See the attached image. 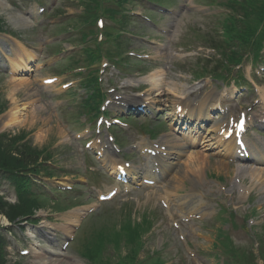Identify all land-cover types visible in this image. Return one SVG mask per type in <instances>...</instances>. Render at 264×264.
<instances>
[{"label": "rangeland", "instance_id": "1", "mask_svg": "<svg viewBox=\"0 0 264 264\" xmlns=\"http://www.w3.org/2000/svg\"><path fill=\"white\" fill-rule=\"evenodd\" d=\"M6 1L8 11L1 13L0 17L5 22L6 29L15 32L22 39L20 41L10 36H0V62L6 63L9 67V72L0 74V97L5 103L4 106L8 105L5 115L15 105L22 107L29 103L31 107L27 109V119L23 124L15 123L6 129L0 126V140L10 146L12 139L29 135L26 141H29L30 148L44 153L48 150L53 155L51 168L59 170L53 179L44 178L45 187L54 189L63 186L75 187L72 192L63 193L64 195L58 197L62 201L59 204L64 206L88 202L84 207L76 206L71 211L61 214L55 213V210L50 211L53 204L48 206L50 210L38 213V223L34 225L41 229L42 237L53 241L51 242L54 244L53 247L48 245L46 238H38L39 242L41 241L39 249L33 250L32 244H27L29 226H24L26 229L24 234L19 228H9L13 234L11 237L9 233V246L6 250L10 263L88 264L80 257L82 248L79 247L84 238L93 228H96L95 233L104 228L109 230L107 227L112 225L119 229L120 224L117 223L130 212L137 222L145 215L152 222V231L144 237L145 252L147 254L160 252L166 264H222L225 256L223 249L217 248L219 229L226 230V234L232 237L238 249H243L245 244L253 247L258 243L255 240L259 239L257 236L249 239L245 235L247 228L251 232V226L245 216H249L251 208H258L257 210L263 214L260 215L261 219L264 217V176L261 178L257 176L261 171L264 175V166L249 168L253 170L252 177L240 179L236 166L238 163L219 154L221 152L219 144L213 145L218 141L215 132L208 135L209 130L215 131L219 127H225L228 121L235 119L242 111L249 115V128L257 126L264 113V65L255 68L251 62L245 64L242 74L253 87V91L248 94H243L246 89L238 88L233 81L224 84L214 81L209 75L198 80L195 75L203 70V66L208 64L210 59L212 61L209 68H215V59L217 60L218 56L211 48V41L222 40L221 24L225 16L213 15L228 12L227 7L220 9L217 4H212L208 0H177V5L170 7L173 8L174 16L164 17L144 11V6L131 8L135 14L144 13L151 16L156 21L158 30H166L168 33L160 34L141 21L135 20L138 25H131L130 28L142 38L129 40L130 47L134 51L140 50L150 58L142 59L143 63L137 67L129 68L126 76L118 69L111 67L105 69L103 66L107 63L105 60L96 67L101 71V84L108 100L106 107L110 120L118 115H136V119L128 121L130 127L123 129L125 146L122 148V154H118L113 145L104 148L106 152L102 153L97 148L98 136L101 142L107 141L106 131L103 130L104 134L101 136L97 135L98 132L94 129L95 122L86 121L85 117L79 115L81 104L87 94L81 88V80L74 78V73L69 72V67L75 66L76 62L83 58L79 54L80 33L70 22L82 11V8L78 7V0H47L48 13L45 16L37 15L36 8L39 3L33 0ZM20 13L27 15L26 17L31 16V21L23 29L15 30L10 16ZM61 23L62 25L58 27ZM16 42L34 54L30 65L26 68L21 67L20 72L12 70L14 63H19L15 57V50L18 49ZM70 56L74 59L70 60L68 58ZM64 58L65 60L61 61ZM58 62L59 64H56ZM153 71L158 72L159 88H154L151 84L150 76ZM255 75L258 76L256 81ZM49 79H56L57 82L53 85L45 84ZM20 81H24L25 85L21 87L18 84ZM62 81L70 82L71 87L64 90L59 84ZM113 102L117 105H113ZM143 105L146 106L143 113L145 117L134 113ZM177 105L180 109L176 115ZM185 108L190 111L187 120L192 116L207 118L208 124L204 130L197 132L198 134L191 133L183 126L175 124L177 116ZM155 115L164 122V127L157 132L155 141L174 153L166 159L169 169L158 175L159 180L155 187L149 188L141 185L142 179L137 180V175L141 173L143 175L141 178L149 177L153 161L149 160L159 156L153 157L148 153L152 149L158 152L152 147L154 143L142 130V126L155 124L152 121L156 120ZM86 127L87 129L92 127V130L90 134H82L83 140L84 142L91 140L89 145L92 146V152L97 155L100 163L84 150L83 142L79 144L76 140V134L81 133ZM260 128L263 129L264 126ZM145 132L149 130L146 129ZM3 134L7 135L2 137ZM247 137L254 147L264 151V140L257 137L253 129ZM175 138L179 141L176 142ZM190 142L193 143V148L188 146ZM15 148L12 147L11 150ZM114 162L120 165L129 162L133 167L135 187L131 188L130 194L121 193L112 203L101 205L97 193L101 190L103 192L99 195L105 194L111 190L104 170L113 175L117 166ZM90 164L102 173L97 175L88 172L87 166ZM87 179L89 184H86ZM253 179L260 180V183ZM72 180H78L80 186L85 187H77L79 184ZM93 184L98 187H94ZM240 184L243 186V193L250 194L242 195L238 187ZM0 195H4L11 203L17 200L13 188L5 182L0 185ZM52 195L50 198L55 199L56 195ZM91 209L95 212L88 217L77 233L76 242L68 251H62V244L68 238V234H74L76 230L75 226L77 227L81 219L80 214L85 215ZM232 211L237 212L235 218L230 214ZM75 219L78 222L74 221ZM101 224L106 227L101 228ZM5 225L3 216H0V227ZM45 226L48 228H44ZM254 233H258L264 241V225L255 229ZM89 243L94 245V239L91 238ZM24 248L33 250L31 256L25 259L19 256L20 250ZM46 250H51L57 255H50ZM145 252L140 255V259L146 256ZM255 252L257 255L258 252ZM118 255L119 252L108 244L105 256L114 260ZM257 263L262 264L259 260Z\"/></svg>", "mask_w": 264, "mask_h": 264}, {"label": "trees", "instance_id": "2", "mask_svg": "<svg viewBox=\"0 0 264 264\" xmlns=\"http://www.w3.org/2000/svg\"><path fill=\"white\" fill-rule=\"evenodd\" d=\"M115 0H89L86 4L85 13L81 22L83 24L95 25V19L100 13H106L107 15H118L119 11L114 8H103L105 3H111ZM128 0L117 1L120 5L126 4ZM104 3V4H103ZM228 8L231 9V14L223 22V27L226 29L225 35L229 38V41L216 45V48L223 51V57L225 61L240 64L244 58V54L251 52L255 60H258L261 56V52L264 50V0H227ZM104 9V10H103ZM102 10L104 12H102ZM104 13V14H105ZM127 25V21L124 22ZM93 30L90 29L88 34H92ZM88 34L84 35L87 36ZM108 36H112V32L109 31ZM92 52V51H91ZM90 53V51H86ZM111 55V54H110ZM89 60L92 55H88ZM88 58V57H87ZM90 87L94 88L92 95L89 97L88 105L91 106V110L99 104L100 94L96 90L97 81H92ZM94 104V106H92ZM25 136L19 140H23ZM18 141L13 140L12 145H15V149L12 151L8 145H5L0 141V173L6 179H9L14 183L19 193V204L12 206L6 203L0 198V213L5 214L12 222L19 217L33 215L34 212L40 208L41 202L38 199L28 196L30 189V182L27 174H38L39 165L38 161L43 155L41 152L32 150L28 144L18 145ZM29 182V183H28ZM44 205V204H43ZM131 231L129 237L134 238L135 232ZM101 232L95 233V229L88 235V240L85 246H87V256L91 253L92 246H96L98 235ZM94 239L95 244L89 243L90 239ZM137 240L138 237H135ZM136 245V243H135ZM139 248L140 245L137 244ZM136 252L131 259L127 258L119 264H134L136 261ZM0 264H7L4 254V240L0 234Z\"/></svg>", "mask_w": 264, "mask_h": 264}, {"label": "bare ground", "instance_id": "3", "mask_svg": "<svg viewBox=\"0 0 264 264\" xmlns=\"http://www.w3.org/2000/svg\"><path fill=\"white\" fill-rule=\"evenodd\" d=\"M8 11V6H7V2L5 0H1V3H0V13H4ZM10 20L15 24V26H19V27H25L27 26L31 21V16H24V15H21V16H10ZM11 42V41H10ZM12 43V42H11ZM17 45V44H16ZM18 46V49L15 50V57L16 59L19 61L18 64L14 63V69L15 70H18L20 72V68H26L27 65L30 64V62L34 59V54L32 53H29L23 46L21 45H17ZM157 74L158 72L157 71H153V73L151 74V84L153 85L154 88L158 87L159 88V84L157 83L158 79H157ZM21 87L25 85L24 81H20L18 83ZM160 90V89H159ZM31 107V105L28 103L27 105L25 106H22V107H19L17 105H15L14 107H12L9 112L3 116L1 118V126L2 128H7L8 126H11L13 124H23L26 119H27V109ZM176 142L178 141L177 138L174 139ZM218 144L220 146H222L225 150H226V155H234V152H235V149H236V145H235V142L234 141H229V142H222L221 139H219L218 141ZM177 145L179 147H181L179 145V143H177ZM215 145V144H214ZM261 155V154H260ZM158 162L157 160H155L153 162V165H155V163ZM261 163L263 164L264 161L263 159L261 160ZM159 167V165H158ZM157 169L155 168V171ZM254 173H256V171H254ZM244 176H250L252 177V173L251 171H247ZM257 176L258 177H263V172H258L257 173ZM253 181H255L256 183H260V180H256V179H253ZM82 217V214H80L79 216V219ZM74 221H77V219H75ZM69 233V231L67 232ZM55 255V254H54Z\"/></svg>", "mask_w": 264, "mask_h": 264}]
</instances>
